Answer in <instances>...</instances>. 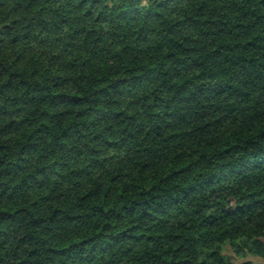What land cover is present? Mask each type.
<instances>
[{
	"label": "trees",
	"instance_id": "16d2710c",
	"mask_svg": "<svg viewBox=\"0 0 264 264\" xmlns=\"http://www.w3.org/2000/svg\"><path fill=\"white\" fill-rule=\"evenodd\" d=\"M0 264H264V0H0Z\"/></svg>",
	"mask_w": 264,
	"mask_h": 264
},
{
	"label": "rangeland",
	"instance_id": "374dc122",
	"mask_svg": "<svg viewBox=\"0 0 264 264\" xmlns=\"http://www.w3.org/2000/svg\"><path fill=\"white\" fill-rule=\"evenodd\" d=\"M230 253V252H229ZM231 254V253H230Z\"/></svg>",
	"mask_w": 264,
	"mask_h": 264
}]
</instances>
